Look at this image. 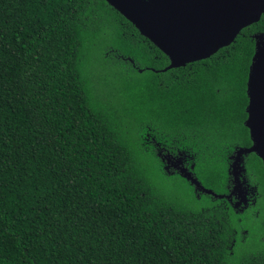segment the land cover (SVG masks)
<instances>
[{
    "label": "trees",
    "instance_id": "trees-1",
    "mask_svg": "<svg viewBox=\"0 0 264 264\" xmlns=\"http://www.w3.org/2000/svg\"><path fill=\"white\" fill-rule=\"evenodd\" d=\"M257 34L264 16L159 71L169 57L107 0H0V264H249L255 246L229 247L236 214L159 151L194 155L209 187L225 178L218 154L252 141ZM105 78L120 79V104ZM176 177L189 187L167 192ZM258 250L261 264L264 239Z\"/></svg>",
    "mask_w": 264,
    "mask_h": 264
},
{
    "label": "water",
    "instance_id": "water-1",
    "mask_svg": "<svg viewBox=\"0 0 264 264\" xmlns=\"http://www.w3.org/2000/svg\"><path fill=\"white\" fill-rule=\"evenodd\" d=\"M149 38L170 60L159 71L209 58L230 45L241 30L261 19L264 0H107ZM248 117L245 121L253 141L238 151L255 152L264 161V34L256 35L248 81ZM196 190L215 197L223 194L205 187L186 168L181 169Z\"/></svg>",
    "mask_w": 264,
    "mask_h": 264
},
{
    "label": "flooded vegetation",
    "instance_id": "flooded-vegetation-1",
    "mask_svg": "<svg viewBox=\"0 0 264 264\" xmlns=\"http://www.w3.org/2000/svg\"><path fill=\"white\" fill-rule=\"evenodd\" d=\"M263 16L264 14H262L261 19ZM247 106H245L246 111ZM252 143L253 141H251L250 144H245L241 142V139L238 141L235 140L230 142L227 147L218 154L223 160H226L227 165V174L225 178L215 183V187L219 189L220 192H217L216 188L209 187L203 183L193 171L194 167L192 165L189 167L185 163V160L193 159L194 155L189 153L184 154L181 151L175 153L166 148H163V150L161 149L162 151L160 150L159 152L161 157L164 158L168 173L173 175L179 173V175L183 176L181 174V169L186 168L192 171L193 175L196 176L205 187L224 195L221 199H224V203L236 214L234 218L236 224L234 225L232 223L233 226L231 227L233 240L229 247L255 246V250H252L249 254V264H259L258 260H262L263 254H260L258 249L262 245V240L264 239L262 235L264 229V161L255 152H243L238 156V151L240 149L250 147ZM192 185L199 198L205 194L211 195L214 198H220L202 190H196L195 185ZM261 215H263V217H261ZM261 264H264V262Z\"/></svg>",
    "mask_w": 264,
    "mask_h": 264
},
{
    "label": "rangeland",
    "instance_id": "rangeland-1",
    "mask_svg": "<svg viewBox=\"0 0 264 264\" xmlns=\"http://www.w3.org/2000/svg\"><path fill=\"white\" fill-rule=\"evenodd\" d=\"M99 53L97 50H94L92 51V54L95 55ZM93 55H92V59H91V66H89L88 68V71L94 76L95 73L97 74H102L104 75L106 73V70L104 69V67L101 66V64L99 63L100 60H96V57L93 58ZM102 61H103V58H100ZM108 70V69H107ZM95 78V77H94ZM107 79V82H109L111 88L109 87L110 91L113 93L114 97L116 98L117 102L120 104V79L119 81H113L112 78H105L104 81H106ZM102 89L104 91H106V89H108L106 87L105 89V85L102 86ZM204 169V168H203ZM201 177V176H200ZM201 180L204 181V179L201 177ZM175 181H179V184H184L186 187H189L186 182H184L182 179L176 177L174 180H171V182H167V183H162V187L166 188L167 189V192L169 193H173L175 191V189L177 187H181V186H174V182ZM216 188V187H214ZM192 192V191H191Z\"/></svg>",
    "mask_w": 264,
    "mask_h": 264
}]
</instances>
